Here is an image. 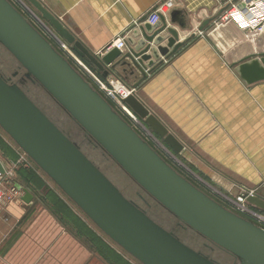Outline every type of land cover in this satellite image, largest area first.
I'll return each instance as SVG.
<instances>
[{"label": "water", "instance_id": "water-1", "mask_svg": "<svg viewBox=\"0 0 264 264\" xmlns=\"http://www.w3.org/2000/svg\"><path fill=\"white\" fill-rule=\"evenodd\" d=\"M26 1L104 78L122 63H114L122 54L118 49L102 56L95 54L40 0ZM170 18L180 28H186L179 11H173ZM160 21L152 25L143 16L139 20L142 26L133 28L126 38L130 50L125 57L131 62L122 65L130 67L131 72L134 68L143 70L152 66L151 57L159 60L181 46L177 42L178 32L172 28H167L165 36H159L166 28L163 17ZM138 36L142 38L135 41ZM164 40L167 46L162 47ZM0 45L19 68L10 75L17 78L16 82L0 72V128L126 253L141 264H220L177 234L187 231L206 241L205 249L219 248L226 252L232 264H264V229L223 206L169 165L8 0H0ZM149 50L151 55H145ZM236 71L246 83L264 79V57L244 62ZM21 82L38 84L60 106L61 109L55 106L57 110H62L80 128L82 143L90 140L108 154L141 192L175 218L174 227L164 226L144 207L126 197L81 145L22 89ZM123 102L173 152L183 150V144L135 92ZM0 172H5L1 161ZM22 199L29 202L31 194L25 191ZM247 202L264 211V197L259 194L249 196ZM145 205L150 206L146 201Z\"/></svg>", "mask_w": 264, "mask_h": 264}, {"label": "crops", "instance_id": "crops-1", "mask_svg": "<svg viewBox=\"0 0 264 264\" xmlns=\"http://www.w3.org/2000/svg\"><path fill=\"white\" fill-rule=\"evenodd\" d=\"M40 1L87 48L95 54L103 50L102 55L116 38L122 35L127 38L133 28L142 26L140 18H147L158 4L171 2L166 13L160 15L166 28L159 36H165L167 28L176 30L177 42L181 43L176 52L159 60L151 57L152 66L148 67L145 60L147 67L134 68L131 72L130 67L122 65L131 62L125 57L130 50L126 42L127 50L114 60L115 64L122 63L115 65L112 71L124 84L134 87L136 96L183 148L189 149L183 156L208 183L230 196L245 188L256 189L257 194L264 197V79L246 83L236 71L240 64L264 57V20L251 29H244L232 20L221 21L220 14L230 0ZM257 1L264 9V0ZM173 11H179L186 28L171 21ZM151 46L154 45L151 43ZM160 46H167V40ZM144 54L150 56L151 51ZM1 130L0 161L6 170L15 165L13 174L17 171L20 175L24 169L32 167L30 160H33ZM21 184L24 185L22 181ZM31 194L33 198L28 203L23 201V191H20L6 206H21L24 213L50 208L42 198L44 195ZM56 196L60 198L62 210L65 203L68 210L73 211L63 195ZM13 244L11 240L0 241V264H35V261L45 264L48 260L40 256L31 258V252L15 255ZM65 261L66 264L79 263L78 258L73 257Z\"/></svg>", "mask_w": 264, "mask_h": 264}, {"label": "rangeland", "instance_id": "rangeland-1", "mask_svg": "<svg viewBox=\"0 0 264 264\" xmlns=\"http://www.w3.org/2000/svg\"><path fill=\"white\" fill-rule=\"evenodd\" d=\"M8 1L27 18L25 9L21 5L13 0ZM23 2L37 13L26 0H23ZM58 50L62 53L60 49ZM18 69L15 59L0 46V72L5 76H10ZM13 81L16 82L17 78L15 77ZM25 89L27 94L51 115L61 129L72 140L81 145L82 150L88 157L100 167L105 175L119 187L126 197L133 199L144 207V209L149 208L153 213L152 215L166 227H174V223L160 211L159 206L157 207V204L152 199L138 190L132 181L129 182L127 175L123 171H120L118 167L109 161L104 164L100 162L102 160L101 157L93 152L90 149L91 147L89 148L86 144L82 143L80 128L62 111L61 113L53 107L48 102V96L42 90V95H39L28 85H26ZM1 132L6 134L3 130ZM151 132L166 148H161L156 141H153L145 133L148 137L146 135L143 136L148 139L149 145L176 171L182 173L184 176L186 175V177H191L196 185H201L200 187L202 189L206 188L205 184L200 180L199 182L197 177L202 181L206 179L198 174L195 165L183 156V153H188L189 149L183 148L180 153H175L164 143L162 138L158 137L152 130ZM6 136L10 139L7 134ZM26 157L28 158L27 155ZM30 162L32 167H29L27 170L24 169L20 175L15 171L8 183L9 185L18 183L22 187L20 191H23V196L25 191L29 194L32 192L34 194L44 195L42 198L50 208H36L35 210H31V212L27 211L24 213V209L21 206L19 208L16 205L8 207L5 204L0 206V241L11 240V242H14L12 252L15 255L31 252V258H38L40 256L41 258L48 259L45 264H66L65 259L72 257L78 258V264H141L106 236L42 170L36 167L31 160ZM16 175L20 178L17 179ZM43 179L45 180L43 181ZM21 181L24 185L21 184ZM208 182L207 184H210ZM56 194L63 195V199L73 209L72 212L68 210L65 203L62 210V204L59 202L60 198ZM32 198L33 196L31 194V200ZM144 200L148 202L149 207L145 205ZM56 205L58 209H51L56 207ZM233 211L259 227L264 228L263 221L242 214L237 210ZM262 215L264 216V211H262ZM25 217L27 218L25 219ZM177 234L188 245L195 249L205 250L207 255L220 264H232V258L223 250L219 248L212 250L205 249L203 246L204 240L198 235L188 233L187 231H177ZM35 264H39L38 261H35Z\"/></svg>", "mask_w": 264, "mask_h": 264}, {"label": "built area", "instance_id": "built-area-1", "mask_svg": "<svg viewBox=\"0 0 264 264\" xmlns=\"http://www.w3.org/2000/svg\"><path fill=\"white\" fill-rule=\"evenodd\" d=\"M13 1L17 2L25 9L27 14V18H25L52 44V46L55 45L62 51V53H60L72 64L75 70L82 77H84L107 101L111 103L113 110L120 114V116L125 121H127L144 140L148 142V139L143 136L147 134L153 141H156L161 148H166L155 138L154 134L143 122V120L134 114L132 110L123 102L125 97H127L132 92H135L134 87L132 88L124 84L121 78H119L115 73L109 74L105 79L100 77L99 73L88 62L75 53L71 46L58 35V33L48 24V22L45 21L39 14L31 10L29 6L23 2V0ZM170 5L171 2L165 1L158 4L153 10L150 11L146 21L152 25L159 23L160 15L166 13L167 8ZM219 18L221 21L232 20L244 29H251L258 27V25L264 20V9L261 7L260 1L258 2L257 0H230L227 6L223 9ZM55 46L54 48H56ZM57 48L56 50H58ZM113 48L118 49L120 52L127 50L126 36L122 35L116 38L115 41L107 46V52ZM102 53L103 50L96 54L102 56ZM167 153H169V151H167ZM13 167H15V165H13L9 170L5 169L4 173L0 172V204L2 205L10 202L20 191L15 185H9L8 183L10 177L13 175ZM188 177L189 176L186 178L191 182L194 181L191 177ZM197 179L206 186V188L203 187L204 189H202L200 187L201 185L197 183L199 188H201L209 196L229 210H237L242 214L251 216L264 222L262 211L252 208V206L247 202V198L249 196H254L257 194L256 189L241 188L239 193L235 194L234 196H230L219 191L212 185L207 184L206 181H202L199 177H197ZM194 184L196 185V183Z\"/></svg>", "mask_w": 264, "mask_h": 264}, {"label": "trees", "instance_id": "trees-1", "mask_svg": "<svg viewBox=\"0 0 264 264\" xmlns=\"http://www.w3.org/2000/svg\"><path fill=\"white\" fill-rule=\"evenodd\" d=\"M1 46V45H0ZM60 52V51H59ZM20 85H21V87H22V89L26 92V85H28V86H30V87H32V89H34L35 91H36V93L37 94H39V95H42V89H41V87H38V84H32V83H30V82H21L20 83ZM27 93V92H26ZM48 102H51L53 105H54V107L56 106L57 108H59V109H61L60 108V106L53 100V99H51V98H49L48 97ZM50 103V104H51ZM108 103L111 105V103L108 101ZM51 104V105H52ZM52 105V106H53ZM55 107V108H56ZM56 108V109H57ZM62 111V110H61ZM84 144H86L90 149H92V151L93 152H95L99 157H101V159L102 160H100V162H102L103 164L105 163V162H107V161H109V162H111V163H113V165L114 166H116V167H118V169L120 170V171H122L120 168H119V166L112 160V158L110 157V156H108V154H106L100 147H97L96 145H95V143H93V142H90V140H87L86 139V141H85V143ZM99 167V166H98ZM100 168V167H99ZM125 173V172H124ZM126 174V173H125ZM127 175V174H126ZM127 179L129 180V182L130 181H132L134 184H135V182L127 175ZM131 182V183H132ZM193 183V182H192ZM135 186L138 188V186L135 184ZM197 186V185H196ZM201 189V188H200ZM138 190H139V188H138ZM156 203V202H155ZM157 204V203H156ZM159 206V208L161 209L160 211L162 212V213H164V215L166 216V217H168L173 223H174V221H176L175 220V218L170 214V213H168L162 206H160L159 204H157V207ZM147 207H149V206H147ZM146 211L148 212V214H150L151 216H152V212L149 210V208L148 209H146ZM162 224V223H161ZM165 226V225H164ZM169 228V227H168ZM170 229H171V227H170Z\"/></svg>", "mask_w": 264, "mask_h": 264}, {"label": "flooded vegetation", "instance_id": "flooded-vegetation-1", "mask_svg": "<svg viewBox=\"0 0 264 264\" xmlns=\"http://www.w3.org/2000/svg\"><path fill=\"white\" fill-rule=\"evenodd\" d=\"M6 78H10L11 79V81H13L14 80V78H15V76L14 77H12V76H5ZM205 242V241H204ZM204 242H203V244H204ZM230 256V255H229ZM231 257V256H230ZM231 262H233V261H231Z\"/></svg>", "mask_w": 264, "mask_h": 264}]
</instances>
